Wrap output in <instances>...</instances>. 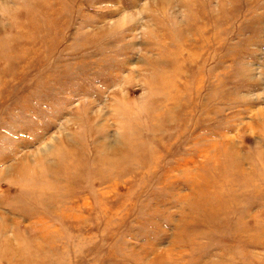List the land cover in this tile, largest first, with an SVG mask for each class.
Here are the masks:
<instances>
[{
	"label": "rangeland",
	"instance_id": "374dc122",
	"mask_svg": "<svg viewBox=\"0 0 264 264\" xmlns=\"http://www.w3.org/2000/svg\"><path fill=\"white\" fill-rule=\"evenodd\" d=\"M0 264H264V0H0Z\"/></svg>",
	"mask_w": 264,
	"mask_h": 264
}]
</instances>
